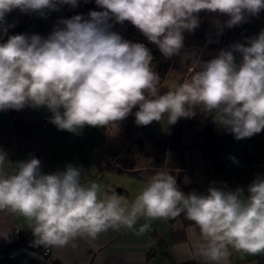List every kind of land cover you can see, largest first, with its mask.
Segmentation results:
<instances>
[{"label": "clouds", "instance_id": "clouds-1", "mask_svg": "<svg viewBox=\"0 0 264 264\" xmlns=\"http://www.w3.org/2000/svg\"><path fill=\"white\" fill-rule=\"evenodd\" d=\"M87 3L88 0H85ZM79 0H0V37L14 27L6 17L14 10L36 13L78 7ZM102 11L61 19L45 38L16 34L0 43V111L46 107L59 130L77 133L85 126L104 128L125 120L133 108L139 126L167 124L196 115L195 106L214 113L213 120L236 140L264 131V30L246 43L221 49L201 62L200 70L163 95L152 54L111 30L110 20L130 22L157 45L165 58L179 55L184 33L200 25L201 12L227 16L215 21L217 35L264 10V0H95ZM236 53L240 54L237 62ZM10 169V171L8 170ZM81 169L68 165L45 174L35 157L13 163L0 149V210L30 222L32 247H63L78 237L96 239L109 229L134 230L148 221L183 213L200 231V255L221 264L231 246L249 255L264 253V177L247 188L209 186L206 193L180 190L177 179L157 172L134 201L104 193L100 185L81 183ZM143 224L138 234L149 230ZM73 247L75 244L73 243Z\"/></svg>", "mask_w": 264, "mask_h": 264}, {"label": "crops", "instance_id": "crops-1", "mask_svg": "<svg viewBox=\"0 0 264 264\" xmlns=\"http://www.w3.org/2000/svg\"><path fill=\"white\" fill-rule=\"evenodd\" d=\"M219 38L222 40L221 36ZM153 70L161 78L160 72ZM171 87L169 81L160 79L159 94H165L166 89L170 91ZM51 115L46 107L26 106L19 111H0V149L7 152L8 159L15 163L35 157L41 161V171L45 174L63 171L68 165L76 166L81 169L82 184L95 182L100 185L101 196L104 193L119 194L130 205L136 197H125V194H128L125 188L128 183L123 185L119 182H109V178L118 174L127 177L134 175L137 181L143 182L142 191L151 176L140 172L148 169L150 165L133 163L129 153L131 150L125 153L131 145L129 140H125L129 136L125 132L129 130L125 120L104 128L85 126L79 132L71 133L57 129L50 122ZM133 123L138 131L135 117ZM156 123L157 121H153L150 125L141 126L138 139L141 141L143 133L149 130V139L160 142V125L158 122L155 126ZM111 148L118 151L110 152ZM254 154L258 159L250 165L252 167L248 171L247 180L242 182V174L234 172L235 167L232 166L226 172V178L219 182L220 187L225 189L233 180L234 191L238 188L235 177L240 178L241 186L251 184L257 176L264 177V150L254 151ZM224 167L220 168L222 172L225 171ZM229 176L232 179H229ZM17 223L23 231H31L30 222L26 218L9 210H0V259L11 242ZM145 223L150 224L149 230L138 234L139 228ZM201 243L203 238L194 223L183 225L182 221L176 218L148 221L141 217L134 230L123 227L119 230L109 229L100 233L96 239L78 237L66 246L51 247L49 260L44 264H208L200 255ZM37 255V250L29 249L23 244L14 261L15 264H39ZM221 264H264V253L253 256L229 246L228 254Z\"/></svg>", "mask_w": 264, "mask_h": 264}, {"label": "rangeland", "instance_id": "rangeland-1", "mask_svg": "<svg viewBox=\"0 0 264 264\" xmlns=\"http://www.w3.org/2000/svg\"><path fill=\"white\" fill-rule=\"evenodd\" d=\"M84 4L85 0H79L78 7L76 8L70 6L69 9L65 5L64 7H59L57 14L59 17L58 20L68 19L77 14L87 16V11L86 15L83 13V10H85ZM47 17L49 22V33L45 38L52 32L55 26H58L53 11L47 12ZM199 18V27L192 33H184V48L181 50V53L171 58H165L159 51L157 45L149 42L130 22L125 21L123 24H120L114 20H110L109 23L112 24V31L117 32L122 37H128V41L130 42L143 43L150 50L153 57L151 62L152 68L160 72L161 81H169L172 86L170 91H174L176 87L190 80L191 77L200 70L199 60L201 62H206L214 58L221 49H228L232 44L237 42L246 43L248 38L255 37L261 30H264V10H262L258 16L249 18L252 23V28L245 32H239L236 28H224L223 33L217 35V28L214 22L219 20L221 24H223V22L228 19L227 16L201 12ZM220 36L222 40L219 38ZM235 55L237 62H239L240 54L236 53ZM166 90L168 92V89ZM161 91H163V89ZM201 107L202 106L198 105L195 106L194 109H200ZM134 109L135 108H133L132 113L125 119V123H127L126 128H129V130H125L127 136L129 135L125 140H129L128 142L131 144L129 148L126 149L125 153L131 150L129 153L133 163L150 165L148 169L140 171L142 174L152 177L157 172L166 171L174 175L180 190L187 194L192 190H188L191 188V185L204 180L202 168L206 164L201 149L204 140L203 132L201 131L202 119L198 120L195 117L181 118L175 125H168L167 114H165L159 122L160 142L158 140L153 141L149 139V130H146L145 134L143 133L142 140L140 141L138 139V132L143 126L141 127L138 125V131L135 129L137 126L133 123L136 112ZM210 114L213 119L214 113ZM157 123L155 126H157ZM194 131L196 133H194ZM210 138L215 145H217V143L219 145L218 148H210L211 160L215 163H219L223 158H226L229 160V163L224 165L225 171L223 172L220 169H216L214 171V180L206 187H202V191H198L197 193H206L209 186L222 188L219 182L226 178V172L232 166L235 167L234 172L242 174L240 176V178L242 177V182L243 180H247L249 177L248 171L252 167L250 165L254 164V160L258 159L254 151L264 150V131L250 138L236 140L234 136L231 135L230 131L214 122ZM127 144L126 142V146ZM111 151L114 153L118 150H113V148H111L110 152ZM108 153L109 152H107V154ZM109 156H111L110 153ZM215 165L217 166V164ZM133 176L130 175L127 177L118 174L111 176L109 182H119L123 185L128 183V186H125L128 191L125 197L129 196L130 198H135L140 194L143 182L137 181ZM240 178L235 177L234 179L237 180L235 183H238V188H243L244 191H246L249 185L243 184L241 186ZM229 179H232V177L229 176ZM232 183L233 180L228 187L224 185L225 190H233L232 188L234 187H232ZM181 187H185V189ZM246 194L247 192L245 195Z\"/></svg>", "mask_w": 264, "mask_h": 264}, {"label": "trees", "instance_id": "trees-1", "mask_svg": "<svg viewBox=\"0 0 264 264\" xmlns=\"http://www.w3.org/2000/svg\"><path fill=\"white\" fill-rule=\"evenodd\" d=\"M65 6L70 9L69 5H65ZM84 6H85V10H83V13L85 15H86V11L89 12V11H93V10L94 11H98V10L102 11L103 10L95 4V0H88L87 3L85 2ZM61 7H64V5L60 6V8ZM58 11H53V15L55 17L56 22L58 23V26H61V25H59V20H58L59 17L57 15ZM84 17H87V16H84ZM252 17L253 16L247 17V19L244 23L237 25V26H234L233 28H236V30L238 29L239 32H245V31L251 29L252 23L250 22L249 18H252ZM6 21L8 24L14 25V27H10L8 29L7 35L0 37V43L6 42L8 36H10V35L38 34L42 37H45L49 33V22H48L47 12H46L45 16L41 17L40 15H38L36 13L25 14V13H21L19 10H14L13 12H11L7 15ZM198 109H194L196 111V115L193 116V118L195 117L198 120L202 119L201 131L203 132V139H204V137H205L204 131H206V130L204 128L205 126H204L203 121H204V117L206 116V114L208 112L204 111L202 107L199 110ZM194 133H196V132L194 131ZM201 149H202L203 159H204V162L206 164L202 168L203 172H204V180H201V182H198V183H195L194 185H191L190 186L191 188L188 189V190L192 189L191 191L195 190L196 192L202 191V187H206L208 184H210L214 180V176H215L212 165L211 164L207 165V160H208L209 156H208L207 142L205 139L203 140V145H202ZM181 188L185 189V187H181ZM178 217L182 221L183 225L193 224V222L186 219V217L183 213H181Z\"/></svg>", "mask_w": 264, "mask_h": 264}, {"label": "built area", "instance_id": "built-area-1", "mask_svg": "<svg viewBox=\"0 0 264 264\" xmlns=\"http://www.w3.org/2000/svg\"><path fill=\"white\" fill-rule=\"evenodd\" d=\"M32 231L25 232L17 223L12 232V239L10 244L5 248L4 256L0 259V264H15L14 258L21 250L22 245L26 244L29 249L38 251L37 262L44 264L49 260L51 247L45 248L44 246L32 247L31 242L34 240Z\"/></svg>", "mask_w": 264, "mask_h": 264}, {"label": "flooded vegetation", "instance_id": "flooded-vegetation-1", "mask_svg": "<svg viewBox=\"0 0 264 264\" xmlns=\"http://www.w3.org/2000/svg\"><path fill=\"white\" fill-rule=\"evenodd\" d=\"M203 123H204V126H205L204 128L206 130V131H204V136H205L204 139L207 142L208 156H209V158L207 160V165H210L211 164L212 165V168H213V171H215L216 169H220V168L222 169V167H224V165L226 163H229V160H227L226 158H223L219 163H215V162H213L211 160V149L210 148L211 147L218 148L219 145H218V143H217V145H215L213 143V140L210 138L211 130H212L213 125H214V121H213L210 113H207L206 114V116L204 117ZM231 135H233V134H231ZM215 164H217V166ZM175 218L176 219H180L178 216L175 217Z\"/></svg>", "mask_w": 264, "mask_h": 264}]
</instances>
